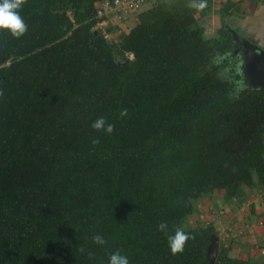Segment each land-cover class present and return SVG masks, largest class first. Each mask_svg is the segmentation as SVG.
<instances>
[{
	"label": "trees",
	"instance_id": "16d2710c",
	"mask_svg": "<svg viewBox=\"0 0 264 264\" xmlns=\"http://www.w3.org/2000/svg\"><path fill=\"white\" fill-rule=\"evenodd\" d=\"M98 2L114 0H28L26 34L0 32V264H108L117 250L130 264H210L214 229L186 225L196 200L264 189V83L231 96L238 8L146 0L112 40ZM212 12L221 27L207 37ZM101 116L112 134L91 127ZM161 221L195 237L182 255Z\"/></svg>",
	"mask_w": 264,
	"mask_h": 264
},
{
	"label": "crops",
	"instance_id": "0c3cea01",
	"mask_svg": "<svg viewBox=\"0 0 264 264\" xmlns=\"http://www.w3.org/2000/svg\"><path fill=\"white\" fill-rule=\"evenodd\" d=\"M232 2L238 11L226 19V30H234L264 51V0ZM237 59L234 75L238 73V81L244 84L243 89H254L261 85L263 81L256 82L258 78L254 77L251 69L240 73L239 68L243 63L239 56ZM214 193V197L205 198L203 202L207 211L212 210L211 213L216 214L207 217L209 222H215L217 254L251 264H264V189L246 190L242 197L231 200L225 199L221 191Z\"/></svg>",
	"mask_w": 264,
	"mask_h": 264
},
{
	"label": "clouds",
	"instance_id": "9594fccd",
	"mask_svg": "<svg viewBox=\"0 0 264 264\" xmlns=\"http://www.w3.org/2000/svg\"><path fill=\"white\" fill-rule=\"evenodd\" d=\"M28 3V0H0V32L6 31L13 39H21L28 30V24L21 15L24 6ZM189 9H195L202 11L207 7V0H188L186 5ZM222 59V58H220ZM213 63H219V59H214ZM228 72V69H224L221 73V77H224ZM244 84L242 81L236 82V92L242 91ZM235 95V94H233ZM4 96L3 89H0V98ZM120 118L127 117L128 110H120ZM91 127L98 131L103 132L106 135L113 133L115 125L109 123L103 116L98 117L91 125ZM99 139H93L92 144L95 146L99 144ZM157 230L162 232L167 237V246L172 256L182 255L185 252L188 241L195 239V237L182 225H176L171 230L167 221H161L158 224ZM171 231V234L169 232ZM93 243L99 246L106 245L105 239L97 234L93 237ZM78 251L81 254L85 253V248L81 246ZM89 258L93 257V253H87ZM108 264H130L129 258L126 255H122L120 250H117L110 254L108 258Z\"/></svg>",
	"mask_w": 264,
	"mask_h": 264
},
{
	"label": "rangeland",
	"instance_id": "374dc122",
	"mask_svg": "<svg viewBox=\"0 0 264 264\" xmlns=\"http://www.w3.org/2000/svg\"><path fill=\"white\" fill-rule=\"evenodd\" d=\"M215 11V9H214ZM132 20H128L127 23H123L117 27V32L111 33V39L114 40L118 37V35L120 33H118V31H122L124 30L125 32H129L130 29L133 27V23H130ZM202 23L204 24L205 28H206V36L207 37H214L217 33V31L220 29L221 27V23H220V19L218 17V15L215 12H212L208 17H206L205 19H203ZM220 59V58H217ZM235 71V70H234ZM240 71V70H239ZM253 74L254 77L258 78V83H260L263 79V73L257 69V68H253ZM237 73V72H236ZM238 73L235 74L234 76L237 77ZM244 76V75H243ZM261 76V77H260ZM260 77V79H259ZM255 81V80H254ZM259 84L257 86H255L254 88H259ZM232 94L231 96H233V94L237 93L236 92V85H235V91L232 90ZM215 193L213 192L210 195H201L199 197L198 200H196V203H194V207H195V212L188 218V222H187V226L188 227H192V228H198V227H208L211 226L213 229V225L215 224V222H209V219L207 217V215L210 216H214L216 214H212V210H208L207 211V206L204 205V199L205 198H212L214 197ZM218 213V212H217ZM214 223V224H213ZM215 231V230H214ZM216 232L214 233V237L216 238ZM207 259L209 260L207 254H206ZM211 260H209V263L211 264Z\"/></svg>",
	"mask_w": 264,
	"mask_h": 264
},
{
	"label": "water",
	"instance_id": "95a60500",
	"mask_svg": "<svg viewBox=\"0 0 264 264\" xmlns=\"http://www.w3.org/2000/svg\"><path fill=\"white\" fill-rule=\"evenodd\" d=\"M228 33L231 39L234 42V50L232 55L239 56L241 59L242 67L239 68L240 73L247 72L250 69L253 71V68L261 69L263 72V82L264 83V51L256 47L254 44L239 36L234 30L228 28ZM260 67V68H259ZM261 77V76H260ZM259 77V78H260ZM259 86V88L262 86ZM255 89V88H254ZM258 89V87L256 88ZM218 252V243L217 239L214 236L210 237V244L207 248V256L209 260L213 263Z\"/></svg>",
	"mask_w": 264,
	"mask_h": 264
},
{
	"label": "built area",
	"instance_id": "2783aa9c",
	"mask_svg": "<svg viewBox=\"0 0 264 264\" xmlns=\"http://www.w3.org/2000/svg\"><path fill=\"white\" fill-rule=\"evenodd\" d=\"M146 0H114L113 4L98 2L95 4L97 18L102 20L98 26L102 27L108 24L119 26L125 21L134 20V17L142 9ZM215 4H220L225 0H211ZM145 2V3H144ZM121 31V30H120ZM118 31V33H120ZM106 39H111L110 35L105 34ZM127 57L132 59V55L128 54Z\"/></svg>",
	"mask_w": 264,
	"mask_h": 264
}]
</instances>
